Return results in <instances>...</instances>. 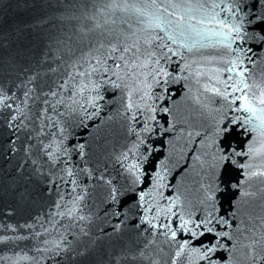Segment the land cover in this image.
<instances>
[{
  "label": "water",
  "instance_id": "obj_1",
  "mask_svg": "<svg viewBox=\"0 0 264 264\" xmlns=\"http://www.w3.org/2000/svg\"><path fill=\"white\" fill-rule=\"evenodd\" d=\"M232 2L0 0V89L11 105L0 104V264H171L175 246L146 230L138 205L141 192L151 193L156 171L164 178L162 206L179 196L186 208L203 212L209 185L219 183L215 214L229 220L231 227L222 230L232 240L220 241L225 248L218 264H264L250 258L248 247L256 240L257 255H264V175L259 174L264 173V105L259 103L264 41L254 38L264 35V24L245 20L243 39H232V48H225L217 21L235 20L212 5ZM111 4L119 7H105ZM259 8L258 0H243L244 12ZM85 14L96 15L100 27ZM137 41L139 54L156 56L153 67L133 72L118 59L121 52L110 54V46L119 44L122 51ZM133 52L125 59L134 60ZM94 57L104 63L96 65ZM156 59L170 73L166 84L148 75ZM229 60L238 65L231 72ZM89 65L97 68L93 75H76ZM228 77L251 87L244 93L229 88L227 99L210 91H223L218 81ZM130 93L134 104L156 111L126 110ZM242 94L254 111L241 108L236 97ZM220 128L227 130L222 145L216 135ZM213 141L241 153L226 167L222 182L214 180L219 170L211 167ZM48 151L57 158L50 161ZM132 164L140 169L135 183L127 171ZM153 196L146 200L151 203ZM184 239L191 237L179 233L177 240ZM191 245L199 246L195 240ZM177 264H189L188 257Z\"/></svg>",
  "mask_w": 264,
  "mask_h": 264
},
{
  "label": "snow or ice",
  "instance_id": "obj_2",
  "mask_svg": "<svg viewBox=\"0 0 264 264\" xmlns=\"http://www.w3.org/2000/svg\"><path fill=\"white\" fill-rule=\"evenodd\" d=\"M260 8L258 12L256 13H248L244 12L243 9V0H233L232 3H226V4H213L212 8H220L221 11H227L232 14L235 22L229 23L224 20H218L217 24L219 26L220 35L224 37V43L223 46L227 49L232 48V39H243L241 36L243 22L246 20L249 24H264V0H258ZM105 7L110 8H117L119 5L117 4H111L107 5ZM235 10V11H233ZM242 13V15H238ZM254 17V19H253ZM87 21H93V26L95 28H99L100 24L98 22H95L97 17L96 15H87L85 14L84 17ZM183 19V17H181ZM81 31H84V28L82 27L80 29ZM254 38L259 39L260 41H264V35H261L259 33L254 34ZM146 45H151L150 40L144 41ZM139 42H135L132 45H125L121 51V48L119 44H113L110 46V54L115 55L117 52H121V55L118 57V59L124 61V66L135 72L137 68H150L153 67V57L156 56V53L154 51H146L142 55L140 53L139 48ZM133 49L135 50L133 52ZM171 51V49H169ZM133 52V56H135L134 60H127L125 59V54ZM96 60V65H101L104 63L101 57H94ZM238 60V58H237ZM237 60H229L228 63L231 65L230 68L226 69V71L231 72L234 71L237 68ZM155 68H153V72L149 73L148 75L152 76V79L156 84H160L161 80L166 84L167 78L170 76V73L165 71L162 67H159L160 60L156 59L154 61ZM116 68L120 69L121 65L116 64ZM183 70V69H182ZM97 71L96 67H93L89 65V69L83 72L77 71L76 75L80 77H86L91 76ZM104 71L108 72L109 69L104 67ZM246 72V70H245ZM245 72H239L237 73L240 76H243ZM70 78H71V74ZM114 75L117 76V79H121L119 76V73H114ZM35 79V77H31L30 80ZM232 80L231 77H228L227 80L218 81L219 83H222L224 85V90L221 91L220 88L216 87L214 89H210V91H214L217 96H221L225 99L230 97L232 93L228 91L229 88H232L233 91H241L244 93L246 90H248L251 86L245 82L244 80L237 81L235 83H230ZM67 83V81L65 82ZM91 83V82H90ZM240 85H243V88L240 87ZM115 87H119L118 84L114 85ZM87 87V85L81 86V91H83ZM95 85H92L93 90H95ZM147 89H151V85H145ZM25 95H28L26 92ZM52 95H55V93H52ZM144 96H149L148 91L144 92ZM151 97L149 96V99ZM159 99H163V97H158ZM10 99V97L4 92L3 89H0V104H2L4 107L10 108L11 105H9L7 102ZM143 99V97H141ZM236 100H239L241 102V108L246 111H254L255 109L252 107L251 101L249 99V96L246 94H242L239 97H236ZM166 102V101H165ZM235 103V101H233ZM259 103L264 105V91L260 93L259 96ZM143 109L147 111L149 114L156 111L151 105L144 104L143 106L141 104H134L132 102V96L131 93L129 94V101L126 105V110H132L135 109ZM163 112H168V108H163ZM17 116L13 115L12 120H16ZM134 119V117H133ZM149 119L155 120L154 115H150ZM235 124L236 121H233ZM145 131H151V129L148 127L147 123H145ZM227 130L225 128L218 129L216 135L218 137H221L219 141V145L223 144V138L226 136ZM140 143H144L143 140L140 141ZM217 145L216 141H213V146L215 148V151L213 153V163L211 167L213 170H219V175L214 177V180L217 182L220 181V177L223 175L225 169L229 165L235 164V161L233 160L234 156H239L241 153H237L234 150L229 151L227 148ZM45 148H50L51 145H44ZM58 151V149H57ZM253 152V149L249 147V153ZM48 159L50 161L55 160L56 154L53 151L47 152ZM121 159L126 160L127 156H123ZM35 163V162H34ZM240 167H245L244 165H240ZM127 171L130 175L133 176V182H137L140 179V169L137 164H132L128 166ZM258 173H251V175H257ZM260 175H264V173H259ZM67 175L71 177L73 175L71 170H68ZM245 175H249L248 173H245ZM163 176L160 174L159 171H156L153 173V180H152V189L151 193L145 194L141 192L138 200V205L140 207H143L144 215L141 217V223L147 224L148 229L146 230H153L154 235H161L165 238L166 242H170L172 245L175 246V253L174 256L171 257V264H177V260L187 256L189 259V264H193V258L195 261V264H218L217 257L219 256V250L224 249L225 245L220 243L222 239L227 238V240H232V235L230 232L223 231L222 229L225 227H231V224L229 220L224 215H216V202H215V192L216 191H222V189L219 188V183H216L215 188L213 185H209L207 191L208 195L205 198V201H202L201 203L204 205V211L201 212L199 208L193 210L191 207H185L182 203L179 196L176 197H169L167 201L166 206L161 205V200H163V194L160 193V188H162L163 185ZM245 181H240L241 184H243ZM231 187L235 188L236 185L233 184ZM153 193H155V196H159L160 199H156L155 196H153L151 203H149L148 200H146V195L151 196ZM243 195H247V193H243ZM79 199V198H78ZM112 199L115 200V189H113V195ZM140 202H144L141 204ZM144 204H148L147 207H144ZM154 213V214H153ZM116 215H119V213H115ZM233 218L235 217V213L232 214ZM81 220L85 219V217L81 216ZM163 219V223L160 221ZM184 233L191 237V240L184 239L183 242H179L177 240L178 234ZM195 240L198 242L199 246L193 247L191 245V241ZM206 241V242H204ZM151 243V242H150ZM258 243V241L253 240L251 244L248 245L250 249V258L253 260L255 259H262L264 260V255H257L255 246ZM233 248H235V245H233ZM141 257H143V253H140ZM133 260L136 259L135 256L132 257ZM222 259V258H221ZM155 264V262H154Z\"/></svg>",
  "mask_w": 264,
  "mask_h": 264
}]
</instances>
